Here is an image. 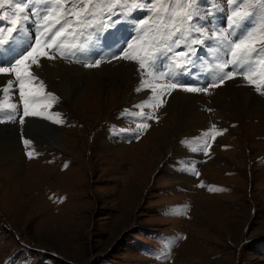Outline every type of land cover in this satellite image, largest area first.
<instances>
[{
  "label": "rangeland",
  "instance_id": "rangeland-1",
  "mask_svg": "<svg viewBox=\"0 0 264 264\" xmlns=\"http://www.w3.org/2000/svg\"><path fill=\"white\" fill-rule=\"evenodd\" d=\"M95 7L99 11L100 5ZM196 8L192 25L205 30L204 34L186 31L181 39L186 36L202 43H182L174 51L194 49L190 55H197L200 50L212 49L202 46L205 42L221 37L215 56L229 59L228 30L219 19L225 23L234 5L227 0H196ZM131 10L136 16L123 18L137 30V22L148 12L144 8ZM261 11L264 9L241 30L236 28L240 35L257 24ZM115 14L120 13L106 21L98 15L94 28L86 31L106 30L100 23L113 24ZM117 27L115 24L114 30ZM84 36L85 48L98 41L97 58L84 59V48L69 59L58 55L54 60L43 58L42 70L35 68L46 91L59 97L54 111L64 112L60 129L52 130L59 135L60 146L39 139L37 145L33 142L26 149L21 140L20 131H26L32 120L38 130H50V120L27 118L23 128L6 116L0 122V148L17 147L21 152V161L0 162V264H264V94L255 92L254 85L245 82L241 74L209 88L212 97L204 101L200 92L172 90L164 95L167 102L162 108L143 109L154 112L158 120H149L150 127L137 129L139 136L134 138L131 132L121 130L135 128L139 118L125 112L141 111L134 105L150 100L151 94L135 90L143 72L136 62L111 58V52L117 49L118 53L131 40L114 35ZM10 52L0 53V65ZM97 59L101 61L98 67L84 66ZM220 60L213 63L217 66ZM164 61L161 58L157 63L160 70ZM54 62L58 69L51 71L63 73L52 75L49 68ZM109 65V70L116 72L109 74ZM124 68L129 69V75ZM233 70L237 69L229 65L224 71ZM261 70L264 68L256 69ZM123 71L129 81L113 85L111 76ZM218 74L214 68L208 77ZM104 75L108 82L94 90L89 83ZM7 79L0 75V85ZM64 83L79 88L87 84L81 94L67 98L58 92ZM14 89V100L6 99L7 93L0 99L5 104L16 101L22 114L18 84ZM190 97L198 99L188 103L198 113L191 119L182 116L184 101ZM217 97H227L228 107L235 104L241 108H220ZM176 98H181L183 105L174 108ZM213 124L215 131L225 130L215 141ZM205 131L209 132L207 144L212 145L205 148L207 155L196 150ZM12 132L17 134L16 141L10 137ZM26 151L37 155L29 159Z\"/></svg>",
  "mask_w": 264,
  "mask_h": 264
},
{
  "label": "snow or ice",
  "instance_id": "snow-or-ice-1",
  "mask_svg": "<svg viewBox=\"0 0 264 264\" xmlns=\"http://www.w3.org/2000/svg\"><path fill=\"white\" fill-rule=\"evenodd\" d=\"M227 2L234 5L228 16L231 29L242 27L247 20L256 16L260 9H264V0H227ZM96 5H100L99 11ZM5 6H12L17 11L10 17L0 16V22H6L9 25L6 28H0V46L11 43L14 39L12 34L19 32L25 21L36 17L38 24L34 42L14 56L6 66L0 65V75L8 77L6 83L0 85V96L4 93L13 95V89L18 84L19 98L23 104V111L20 114L16 102L5 104L0 99V122H3L6 116L8 121L18 122L21 126L26 123L27 118L31 117H40L55 124L63 123L62 114L59 111H49L58 102L59 97L46 91L44 81L39 78L35 68L40 67L43 58L53 60L58 55L60 58L67 59L70 55H76V52H82L86 41L81 38L87 28H94V21L98 15H103L106 21L110 20L115 12L124 14L132 8H144L148 15L137 22L136 28L139 34L132 41L126 42V46L111 58L134 61L139 69L144 70L141 72L140 85L135 90L149 91L151 99L134 105L141 111L126 110V115L139 118L140 122L135 124V128L121 131L131 132L134 138H138L137 129H147L150 127L149 120H158L154 112L143 111V109L145 107L154 110L162 108L167 102L163 99L164 95H170L171 91L177 88H183L187 92L208 93L209 88L219 87L225 80L232 79L237 74H241L249 84L256 85L257 91H261L264 87V71H256L258 67L264 68V11H261L257 24L252 25L242 35L230 41L225 37L230 58L216 66L222 73L216 81L209 82L203 87H186L175 79L173 72L176 68L186 69L191 63L190 51L194 49L174 51V47L179 48L182 43H202L200 39L189 41L186 36L183 40L181 39L186 31L198 32L201 36L204 34L205 30L192 25L197 13L196 0H25L23 4L17 3L16 0H0V9ZM241 7H245V10L241 11ZM29 9H31V15L27 14ZM70 16L73 19H68ZM100 27L103 29L110 25L101 22ZM6 35L7 38H5ZM228 35H231V32ZM164 52L173 54L172 63L167 71L157 67V61ZM177 57L184 59L177 62L175 59ZM100 63L101 61L97 59L85 63L84 66L98 67ZM229 65L238 69L239 72L235 70L225 72ZM13 75L15 80L11 78ZM145 76L150 79H145ZM212 129L214 130L213 141L225 131H215V124L212 125ZM208 135V131L203 133L205 139L201 147L196 149L203 151L206 155L208 153L205 148L212 147L207 144ZM22 139L26 149L33 143L30 138L22 136ZM26 155L32 159L37 154L34 151H26ZM209 190H212L211 187Z\"/></svg>",
  "mask_w": 264,
  "mask_h": 264
},
{
  "label": "bare ground",
  "instance_id": "bare-ground-1",
  "mask_svg": "<svg viewBox=\"0 0 264 264\" xmlns=\"http://www.w3.org/2000/svg\"><path fill=\"white\" fill-rule=\"evenodd\" d=\"M96 53V51L93 49V48H91L90 50H89V52H88V54L90 55V56H92V55H94ZM110 58V57H109ZM69 59V58H68ZM45 60V59H44ZM54 60V59H53ZM44 63V62H43ZM56 64V62H54L53 63V67L52 68H49L50 69V71L51 70H53L54 68L55 69H58V67L55 65ZM112 63H110V65H111ZM45 65V64H44ZM109 65V67H108V70L109 69H112V66H110ZM60 66V65H59ZM44 67V66H43ZM66 68V65H65V63H64V66L62 67V69H65ZM119 68H122L121 66L119 67ZM40 69H41V67H40ZM40 69H38V70H40ZM113 69H115V68H113ZM124 69H126V70H124L125 71V74L126 75H129L128 73H129V69L128 68H124ZM42 70V69H41ZM124 71H123V74H124ZM36 72V71H35ZM43 72V71H42ZM57 72H59V73H63V71H61L60 69L57 71V70H54V71H51V73H52V75L54 74V73H57ZM114 72H116L115 70H109L108 71V73L109 74H112V73H114ZM40 73V72H39ZM101 73V71L99 72V74ZM43 74V73H42ZM87 74V73H86ZM96 74V73H95ZM121 72H118V76H116V77H112L111 76V78H112V84L113 85H119V84H122V82H128L129 81V76L127 77L125 74L123 75ZM55 75V74H54ZM56 76V75H55ZM98 76V75H97ZM205 78H209L208 77V75L207 76H204ZM214 77V76H213ZM89 78V77H88ZM54 79V78H53ZM96 80H97V82L96 81H92L91 83H89V84H91L92 86H94L95 88H94V90L96 89V90H100V88L103 86V83H105V81L106 82H108V75H104L103 77H101L100 79H97V77H96ZM83 81V80H82ZM59 82V81H58ZM87 83H84L83 85H82V88L84 87V85H86ZM82 88H79V87H77V86H72V85H69V84H65L64 83V85H61L60 86V88L58 89L59 91V93H63L62 95L63 96H65V97H67V98H71V97H75V96H78L79 94H81L82 93ZM14 91H16L15 89H13ZM56 90V89H55ZM18 93H19V91H18ZM196 94L198 93V92H195ZM210 93V94H209ZM245 93V92H244ZM194 94V93H193ZM198 95V94H197ZM179 96V95H178ZM192 96V95H191ZM199 98H201L203 101L205 100V99H208L209 97L211 98L212 97V94H211V90L210 91H208V93H204V92H200L199 93ZM216 97V96H215ZM243 97V96H242ZM245 97V96H244ZM5 98L6 99H12V100H14L15 98H16V95H10L9 93H7L6 94V96H5ZM247 98V97H246ZM93 99V98H92ZM197 99V98H196ZM195 99V97L194 98H191L190 97V99H186L185 101H184V105L182 104V99L180 98V99H178V98H176L175 100V104H174V108H177V107H179V104H182L183 105V110H182V116L183 117H188V118H195V117H197V115H198V113L196 112V111H194L193 109H195V108H190L189 106H188V103H190V102H194V100H196ZM11 100V101H12ZM198 100V99H197ZM218 100V101H217ZM216 101H217V104H218V106L220 107V108H223V109H226V110H230V111H236V109H239V108H241L239 105H235V104H233V105H230L229 107H228V105H227V97H221V98H218L217 97V99H216ZM16 102V101H15ZM198 102V101H197ZM247 102V101H246ZM251 102V101H250ZM245 103V102H244ZM243 105V104H242ZM248 105V104H247ZM253 107H256L257 109L259 108V105H252ZM245 108V107H244ZM255 108V109H256ZM246 109H248V108H246ZM250 109V108H249ZM256 109V110H257ZM259 110V109H258ZM180 111V110H179ZM249 111V110H248ZM247 111V112H248ZM252 111V110H251ZM250 111V112H251ZM262 111V110H261ZM243 113V112H242ZM179 116V115H178ZM237 116V115H236ZM258 117V116H257ZM256 117V118H257ZM180 118V117H179ZM189 119V120H190ZM13 123V122H12ZM29 126H28V128H26V131H25V133H26V135H28V137L30 138V137H32L33 139H35V143H36V145H37V142L39 141V139H41V140H43V139H49V140H51V142L52 143H56L58 146H60V142H59V135H56V132H54V131H52L54 128H52V127H50V130H46V129H49V127L48 128H46V129H41V130H38V125L36 124L35 125V123H34V121L32 120L29 124H28ZM45 128V127H44ZM25 129V128H24ZM6 132H8V131H12V130H5ZM1 132V131H0ZM10 137L12 138V140L13 141H16L17 140V134H15V132H12L11 133V135H10ZM1 139V138H0ZM31 139V138H30ZM38 145H40V144H38ZM56 145V146H57ZM21 154V152H19V149L16 147V148H14V149H12V150H9V149H1L0 148V162H8V163H14L15 161H21V159H20V155ZM17 173V172H16Z\"/></svg>",
  "mask_w": 264,
  "mask_h": 264
},
{
  "label": "water",
  "instance_id": "water-1",
  "mask_svg": "<svg viewBox=\"0 0 264 264\" xmlns=\"http://www.w3.org/2000/svg\"><path fill=\"white\" fill-rule=\"evenodd\" d=\"M49 123H50V127H52V128H56L57 127L58 129H60V124L61 123L60 124H55L52 121L49 122ZM23 126H25V124ZM23 126H22V128H23ZM21 134L23 135L24 138H29L28 135L25 134V131L24 130H21ZM31 140L33 142H36L35 139H33V138H31ZM50 145H52V144H50Z\"/></svg>",
  "mask_w": 264,
  "mask_h": 264
}]
</instances>
